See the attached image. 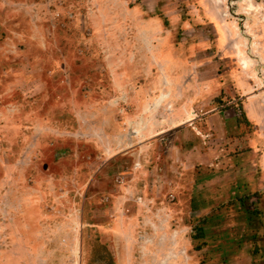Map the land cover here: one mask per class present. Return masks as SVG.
<instances>
[{"label":"rangeland","instance_id":"obj_1","mask_svg":"<svg viewBox=\"0 0 264 264\" xmlns=\"http://www.w3.org/2000/svg\"><path fill=\"white\" fill-rule=\"evenodd\" d=\"M263 153L264 0H0V264H264Z\"/></svg>","mask_w":264,"mask_h":264},{"label":"crops","instance_id":"obj_2","mask_svg":"<svg viewBox=\"0 0 264 264\" xmlns=\"http://www.w3.org/2000/svg\"><path fill=\"white\" fill-rule=\"evenodd\" d=\"M173 111V110H172ZM171 111V112H172ZM179 111H181V113H183L184 112V114H186L185 112H186V110H179ZM172 113H174V112H172ZM172 113H170V114H172ZM181 115V114H178L177 113V111L173 114V115H171V118L169 119V121H168V128L165 130V132L166 133H170L171 134V132L174 130V129H177L178 127H181V129L180 130H178V131H176V132H174V134L173 135H175L176 133H180V134H183L185 131H187V127L186 126H183L182 127V124L183 125H185V123L187 124V122H185L186 120H187V118H185V115ZM218 114L219 115H221V117H224V114H225V112L223 111V110H220L219 112H218ZM204 120V119H203ZM203 120H201V121H203ZM197 124V126H199L198 125V122L196 123ZM148 128V127H147ZM170 134H169V136H170ZM176 139H178L176 136H174ZM173 143H175L176 144V142L175 141H173ZM173 146H175L174 144H173ZM181 146V149H182V145H180ZM258 146H259V148L260 149H262V143H259L258 144ZM170 148V152H171V150H172V148H171V146L169 147ZM249 148H247V150H248ZM168 152H169V150H168ZM264 154V153H263ZM184 156V155H183ZM163 159H165V164H169V162H166L168 159H169V157H168V155H167V153L165 154V156H163L162 157ZM172 159V158H171ZM180 159L182 160V158L180 157ZM140 162H138L137 163V166L135 167L136 168V170H138V168H140V164H139ZM175 174H172V173H168V177L169 178H172L173 177V180H171V181H169L168 182V186H169V193H171L172 194V196H173V193H175L176 192V194H178V193H180V192H182L181 191V188H182V185H181V180L183 179V176H181V177H179V178H177L176 177V175L174 176ZM182 175V174H181ZM151 176H154V174H152V175H150L149 174V176H148V183H149V185H148V189L150 188V190H151V192H147L146 194H147V196H151V197H148V198H152V199H154L155 198V196H154V194L156 193V192H159V186L158 185H156V179H155V177L152 179V177ZM181 178V179H180ZM152 179V180H151ZM193 183H195L194 181H192ZM136 187L138 188L139 187V190H141L142 192H139L140 194L142 193V195H144V193L145 192H143V190H144V187L143 188H141V186H139V185H136ZM164 190H165V188H163ZM118 190V189H117ZM117 190H116V192H117ZM138 189H136L135 191L137 192V191H139ZM195 190V189H194ZM119 194H120V192H119ZM122 197V196H121ZM174 197V196H173ZM174 201H175V198L173 199ZM170 205V204H169ZM150 208V207H149ZM167 208V210L169 211V208L168 207H166ZM149 211H150V209H149ZM119 213H120V211H119ZM163 222H165V220H163ZM153 225H155V222H153ZM120 255H119V260H120Z\"/></svg>","mask_w":264,"mask_h":264},{"label":"trees","instance_id":"obj_3","mask_svg":"<svg viewBox=\"0 0 264 264\" xmlns=\"http://www.w3.org/2000/svg\"><path fill=\"white\" fill-rule=\"evenodd\" d=\"M244 119L245 118H243V120ZM195 232H196V235L195 236H192L193 240L200 241L199 239H202L204 237V233H203L204 232V228L202 226L201 227H198V228L195 227ZM207 243L208 242H204V243L198 244L196 246V250L197 251L198 250L202 251L206 247ZM257 250H258V248H256V250H254V252L252 254L253 255H257L258 254V251Z\"/></svg>","mask_w":264,"mask_h":264},{"label":"built area","instance_id":"obj_4","mask_svg":"<svg viewBox=\"0 0 264 264\" xmlns=\"http://www.w3.org/2000/svg\"><path fill=\"white\" fill-rule=\"evenodd\" d=\"M172 199H174V197L171 195V196H170V202L173 201ZM138 201H140V199H139Z\"/></svg>","mask_w":264,"mask_h":264}]
</instances>
